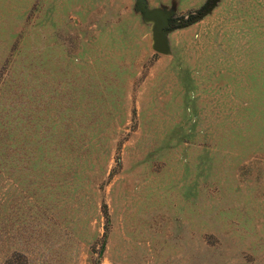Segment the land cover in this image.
I'll list each match as a JSON object with an SVG mask.
<instances>
[{"label": "rangeland", "instance_id": "rangeland-1", "mask_svg": "<svg viewBox=\"0 0 264 264\" xmlns=\"http://www.w3.org/2000/svg\"><path fill=\"white\" fill-rule=\"evenodd\" d=\"M0 0V264H264V0Z\"/></svg>", "mask_w": 264, "mask_h": 264}, {"label": "water", "instance_id": "water-1", "mask_svg": "<svg viewBox=\"0 0 264 264\" xmlns=\"http://www.w3.org/2000/svg\"><path fill=\"white\" fill-rule=\"evenodd\" d=\"M213 3H214V0H211L209 4L207 5V7L193 19L189 21H181V22H175V23H168L160 11L149 12L145 10L144 13L146 17L149 20L154 21L156 25V33H155L154 45H153L154 50L160 54L164 53L165 52V32L168 29L182 27V26L193 24L199 21L202 17H204L210 11Z\"/></svg>", "mask_w": 264, "mask_h": 264}]
</instances>
